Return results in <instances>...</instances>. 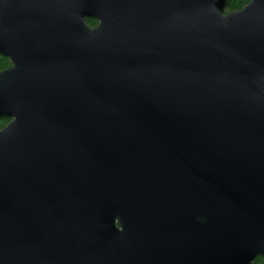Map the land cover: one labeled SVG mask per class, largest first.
<instances>
[{
    "label": "water",
    "instance_id": "95a60500",
    "mask_svg": "<svg viewBox=\"0 0 264 264\" xmlns=\"http://www.w3.org/2000/svg\"><path fill=\"white\" fill-rule=\"evenodd\" d=\"M226 5L0 0V264L264 257V0Z\"/></svg>",
    "mask_w": 264,
    "mask_h": 264
},
{
    "label": "trees",
    "instance_id": "16d2710c",
    "mask_svg": "<svg viewBox=\"0 0 264 264\" xmlns=\"http://www.w3.org/2000/svg\"><path fill=\"white\" fill-rule=\"evenodd\" d=\"M250 0H227L226 12H234L242 9L246 4H248ZM87 23L89 25L95 24L94 20L88 19ZM9 62L7 59L0 57V71L4 70L9 66ZM7 122L4 120H0V130H2L6 126ZM253 264H264V257L257 258Z\"/></svg>",
    "mask_w": 264,
    "mask_h": 264
},
{
    "label": "flooded vegetation",
    "instance_id": "af4514ba",
    "mask_svg": "<svg viewBox=\"0 0 264 264\" xmlns=\"http://www.w3.org/2000/svg\"><path fill=\"white\" fill-rule=\"evenodd\" d=\"M87 24H88V23H87ZM88 25H89V24H88ZM96 25H97V22L95 21V24H93V25H89V26H90V27H95ZM0 57H3V58H5V59H7L8 62H9V64H10L7 68H5L4 70H1L0 72H4V71H6L7 69H9V68L12 67V62L10 61L9 58L4 57V56H1V55H0ZM0 120H4V121H6L7 124L11 121L10 119H5V118H4V119H0ZM7 124H6V125H7ZM5 127H6V126H5ZM5 127H4V128H5ZM4 128H3V129H4ZM0 131H1V130H0Z\"/></svg>",
    "mask_w": 264,
    "mask_h": 264
}]
</instances>
